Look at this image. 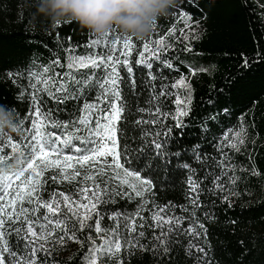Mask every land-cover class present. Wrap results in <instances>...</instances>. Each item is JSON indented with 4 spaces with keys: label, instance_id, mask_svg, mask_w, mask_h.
I'll return each mask as SVG.
<instances>
[{
    "label": "snow or ice",
    "instance_id": "obj_1",
    "mask_svg": "<svg viewBox=\"0 0 264 264\" xmlns=\"http://www.w3.org/2000/svg\"><path fill=\"white\" fill-rule=\"evenodd\" d=\"M184 2L171 9L158 38L142 42L134 61L146 69L141 80L136 79L131 60L137 45L117 30L91 38L85 45L93 50L88 55L77 54L79 45L57 32L56 41L62 47L67 42L64 62L56 55L40 67L33 64L36 71L26 72L24 79L17 73L5 74L18 92L23 86L21 95L31 106L18 123V137L0 130V264H65L57 253L72 244L78 248L67 264H128L127 258L137 251L151 253L158 264H171L164 258L181 241L187 245L181 252L188 264H211L200 243L208 230L198 213L203 212V220L213 219L208 207L216 201L209 205L201 198L227 193L221 198L230 203L241 177L226 149L240 154L247 130L238 126L224 132L217 142V156L196 155L202 175L184 165L189 174L183 204L158 203L153 180L131 167L134 154L141 153L145 143L160 150V137L183 128L191 113V83L167 55L180 37L186 42L183 51L189 53L191 41L199 39L201 21L193 19ZM186 3L198 6L196 0ZM177 24H182L179 37ZM158 27L156 21L153 32ZM158 66L175 70L178 78L170 81L156 72ZM87 68L93 71H80ZM122 70L129 75L122 76ZM189 72L195 75L193 69ZM178 88L187 94L182 97L172 91ZM144 92L148 96L142 106ZM168 101L175 104L174 110ZM240 171L260 175L242 166ZM121 200L133 201L135 210L106 207ZM105 220L111 223L105 225Z\"/></svg>",
    "mask_w": 264,
    "mask_h": 264
},
{
    "label": "trees",
    "instance_id": "obj_2",
    "mask_svg": "<svg viewBox=\"0 0 264 264\" xmlns=\"http://www.w3.org/2000/svg\"><path fill=\"white\" fill-rule=\"evenodd\" d=\"M181 2L178 0L177 5ZM196 4L198 6H189L186 0L184 2L193 19L201 21L196 31L199 39L191 41L192 52L183 51L186 42L180 37L175 50L167 54L176 69L191 83V113L184 118L183 128H175L170 135L160 137V150L145 143L141 153L134 154L131 167L140 169L142 175L153 180L158 203L173 201L183 204L189 174L184 165L188 164L202 175L196 155L217 156L215 149L222 134L229 128L243 126L247 135L242 152L236 154L226 149L233 156L237 175L241 177L234 186L236 194L230 195L229 204L221 198L227 193L201 198L206 204L216 203L208 207L213 219L203 220V212L198 213L208 230L207 238L200 243L208 250L211 264H264V0H196ZM168 21L169 15L160 17L157 21L159 27L147 39L158 38ZM180 27L182 24H177V37ZM57 32L61 37L70 36L71 43L79 45L77 54L88 55L93 51L85 45L97 36L80 29L75 23L51 29L45 22L33 19L30 10L23 6V0H0V105L10 108L18 123L27 115L31 102L21 95L23 86L18 92L15 82L6 79L5 74L17 73L20 79H24L26 72L36 71L33 64L40 67L42 62H49L50 57L56 55H60L64 62L67 42L62 47L55 39ZM115 34L113 32V36ZM168 40L175 42L174 37ZM143 41L133 39L137 47L132 51L131 60L137 80L143 79L141 73L146 72L143 66L134 63ZM189 69L195 71L194 76ZM80 71L91 72L93 69ZM156 72H162L170 81L178 78L175 70L158 66ZM121 75L129 74L122 70ZM172 91L182 97L187 94L184 88ZM147 96V92L141 96L142 106ZM52 103L49 101V106ZM167 103L168 107L175 109L174 103ZM62 119H67V113ZM24 122L28 124V121ZM11 135L18 137L19 134ZM241 166L254 169L260 175L240 171ZM106 207L134 211L136 205L133 201L121 200ZM104 223L111 222L105 220ZM172 247L175 251L165 257V261L170 259L171 264H188V258L181 252V247H187L186 243L181 241ZM77 248L78 245L72 244L57 256L67 264ZM127 259L128 264H158L151 253L140 251Z\"/></svg>",
    "mask_w": 264,
    "mask_h": 264
},
{
    "label": "clouds",
    "instance_id": "obj_3",
    "mask_svg": "<svg viewBox=\"0 0 264 264\" xmlns=\"http://www.w3.org/2000/svg\"><path fill=\"white\" fill-rule=\"evenodd\" d=\"M178 0H23L33 19L54 29L75 23L95 36L113 30L137 41L150 37L153 24L167 16ZM0 130L18 131L17 118L10 108L0 105Z\"/></svg>",
    "mask_w": 264,
    "mask_h": 264
},
{
    "label": "rangeland",
    "instance_id": "obj_4",
    "mask_svg": "<svg viewBox=\"0 0 264 264\" xmlns=\"http://www.w3.org/2000/svg\"><path fill=\"white\" fill-rule=\"evenodd\" d=\"M177 214H179V209H177Z\"/></svg>",
    "mask_w": 264,
    "mask_h": 264
}]
</instances>
